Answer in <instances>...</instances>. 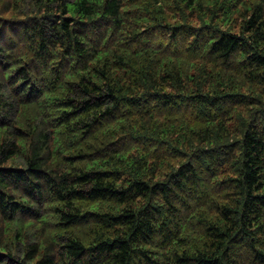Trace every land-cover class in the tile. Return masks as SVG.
I'll use <instances>...</instances> for the list:
<instances>
[{
  "label": "trees",
  "instance_id": "16d2710c",
  "mask_svg": "<svg viewBox=\"0 0 264 264\" xmlns=\"http://www.w3.org/2000/svg\"><path fill=\"white\" fill-rule=\"evenodd\" d=\"M0 264H264V0H0Z\"/></svg>",
  "mask_w": 264,
  "mask_h": 264
},
{
  "label": "rangeland",
  "instance_id": "374dc122",
  "mask_svg": "<svg viewBox=\"0 0 264 264\" xmlns=\"http://www.w3.org/2000/svg\"><path fill=\"white\" fill-rule=\"evenodd\" d=\"M29 1H31V0H29Z\"/></svg>",
  "mask_w": 264,
  "mask_h": 264
}]
</instances>
